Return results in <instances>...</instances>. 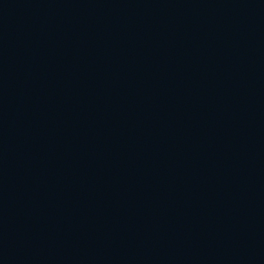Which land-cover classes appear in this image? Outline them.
I'll return each mask as SVG.
<instances>
[{"label":"water","instance_id":"water-1","mask_svg":"<svg viewBox=\"0 0 264 264\" xmlns=\"http://www.w3.org/2000/svg\"><path fill=\"white\" fill-rule=\"evenodd\" d=\"M0 264H264V0H0Z\"/></svg>","mask_w":264,"mask_h":264}]
</instances>
